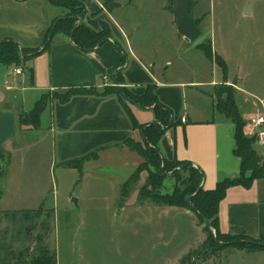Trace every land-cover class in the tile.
Here are the masks:
<instances>
[{"label": "rangeland", "instance_id": "1", "mask_svg": "<svg viewBox=\"0 0 264 264\" xmlns=\"http://www.w3.org/2000/svg\"><path fill=\"white\" fill-rule=\"evenodd\" d=\"M117 1L121 6L114 11L112 26L130 36L132 47L147 64L155 63L159 87L185 86L181 102L193 121L216 118L232 127L226 116L213 111L207 94L216 103L230 90L246 123V135L260 138L262 131L249 121L264 113V0H192L193 18L202 31L197 41L179 35L172 0ZM60 11L56 21L69 13ZM209 47L211 58L203 51ZM222 63L225 73L218 66ZM3 75L0 87L7 76ZM211 82H216L212 89L201 86ZM43 96L51 100L56 95ZM22 100L14 138L0 157V264H45L46 258L58 264H264V251L240 250L233 246L236 241L226 240L224 248L207 242L205 226L189 209L142 199L149 172L135 180L144 159L125 144L81 163L61 164L49 134L48 110L42 113L40 129L26 131L32 127L20 118L36 100L21 96V104ZM138 132L142 138L130 139L145 149L143 132ZM162 167L166 174L162 193L182 190L187 175L179 166L167 171Z\"/></svg>", "mask_w": 264, "mask_h": 264}, {"label": "crops", "instance_id": "2", "mask_svg": "<svg viewBox=\"0 0 264 264\" xmlns=\"http://www.w3.org/2000/svg\"><path fill=\"white\" fill-rule=\"evenodd\" d=\"M76 1L82 2L88 11L84 19L88 27L100 30L102 21L111 26L116 40L123 46L127 62H123L122 54L113 42L97 47L92 52H84L76 48L70 39L56 36L49 52L21 63L23 74L20 76L13 75L15 67L4 72L0 70L1 76L4 73L7 75L4 86L0 87V110L10 111L16 117L24 108V101L20 103L21 96L28 102L38 97L37 102L46 93H64L71 88L82 87L100 90L112 87L114 72H120L122 87L131 89L139 96L145 93L147 85L157 82L159 101L173 111L175 121H181L176 128L168 130L161 141L160 149L164 157L169 161L187 162L200 170L204 174L205 190L214 189L226 179L238 178L241 163L234 155V125H222L216 118L212 121L209 117L193 121L181 102L185 86L181 89L174 88L175 85L158 86L161 81L156 79L155 63L149 60L147 64L132 47L130 36L128 38L122 28L118 30L112 26L114 11L121 6L117 0L113 1L116 4L113 11L104 7L106 0ZM59 10L52 8L45 0H0V44L13 41L24 49H41L51 23L61 18ZM96 13V17L92 18ZM105 76L109 77L108 81L104 80ZM10 78L13 80V89L7 90L6 81ZM215 83L201 86L212 89ZM207 94L211 96L209 99L213 101L214 107L216 103L213 95ZM176 95L179 101L173 98ZM47 110L51 123L49 134L61 164L98 154L106 148H115L130 138H142L138 130H134L131 119L115 95L76 96L65 105L51 100ZM131 110L140 125L155 121L151 110L134 105ZM31 129L27 128L26 131H33ZM255 147L264 158V146ZM226 194L219 207L222 233L264 240V179L256 180L251 189L233 187ZM184 215L189 216V213L185 212Z\"/></svg>", "mask_w": 264, "mask_h": 264}, {"label": "trees", "instance_id": "3", "mask_svg": "<svg viewBox=\"0 0 264 264\" xmlns=\"http://www.w3.org/2000/svg\"><path fill=\"white\" fill-rule=\"evenodd\" d=\"M17 2H25L28 0H16ZM52 8H57L62 11H68L69 13L65 16L64 19L54 20L50 29L46 34L44 45L42 50L40 48L35 50H29L21 48L20 45L16 44L13 41H4L0 44V70L4 68L17 67L20 68L21 63L35 58L39 54L49 52L52 47V41L56 36L62 35L66 36L71 40V34L74 26L79 23L81 17L85 19L88 15L84 4L76 0H45ZM107 10L113 11L116 7V4L113 0H107ZM109 4V6H108ZM110 4H112L110 8ZM98 13L93 14V17H96ZM195 22V20H194ZM195 24H197L195 22ZM198 25V24H197ZM101 29L94 30L91 27H88L83 21L81 24H78L77 29L73 35L72 43L75 44L76 48L84 52H92L97 47L103 46L109 42H113L118 51L122 54L123 62H127V57L124 53L122 44L116 40L113 29L106 22H100ZM199 27V25H198ZM109 41V42H107ZM204 54L208 57H212L211 48H206ZM219 63V62H218ZM221 70L225 73V65L218 64ZM114 81L112 87H106L105 89H95V88H71L64 93H55V97L51 100H57L60 104L65 105L73 97L76 96H94V97H110L116 96L118 101L122 104L126 113L132 121L134 130H140L143 132V140L145 149L140 145L133 143L131 139L124 142L128 148L137 152L144 159V164H141L136 171V181L140 178V175L143 172H149V183L147 187H143L141 191L142 199H150L152 202L158 205H165L172 208H185L189 209L196 214L200 224L204 226V216L210 224V228L205 226L204 232L207 234L206 241L209 239L215 244L218 245V248H224L228 242L236 241V244L233 246L239 248L240 250L244 249L249 252H258L264 251V240L252 239L247 236H237L231 235L229 233H222L219 225V207L220 204L225 200L227 196V191L233 187H244L246 189H251L256 182V180L264 179V158L257 152L256 142L258 137H249L246 135L245 121L239 106H237V101L233 99L232 92L230 90H225L223 93L226 95L224 99L220 96L218 97V102L216 101L215 109L222 116H226L233 125L235 132V151L234 155L237 159L240 160L241 170L240 176L238 178L226 179L224 182L219 183L214 189L205 190L204 188L197 193L198 188L202 185L204 181V174L192 167L190 164L187 167H184L187 162L182 161H169L167 160L163 153H161L160 144L165 136L166 132L170 129L176 128L181 121H175L173 118V111L165 106L162 102L159 101L157 94L158 87L156 84H149L146 86V91L142 96L136 95L131 89L122 87L123 80L120 77V74L114 72L111 77ZM126 96V98L124 97ZM49 97H42L39 101L36 102L35 107L30 112H27L25 116L20 118V121L27 126L32 127V129H40L41 126V116L42 113L48 107V102L51 101ZM132 102V103H130ZM137 106L140 108H153L155 121L154 124H145L140 125L138 120L135 118L131 106ZM172 119H174L172 121ZM97 153L90 154L85 156L82 159L71 160L70 163L76 161V163L84 162V160L90 158L91 156L96 155ZM2 155H0L1 157ZM68 163V162H67ZM166 168V171L175 166L180 167V173L186 174V178L182 182L183 189L174 191L173 195L162 193L163 182L166 178L165 171L163 166ZM82 169L81 166H79ZM164 174V175H163ZM130 186L127 184L125 189H128ZM150 187V190L147 188ZM3 192L0 189V205L2 202ZM192 197V205H189L186 202V198ZM194 208L199 210L198 213ZM213 233H215V239L213 238ZM216 238L218 241H216ZM226 241V242H224ZM223 246V247H222ZM45 264H58V261L51 260L46 258Z\"/></svg>", "mask_w": 264, "mask_h": 264}, {"label": "water", "instance_id": "4", "mask_svg": "<svg viewBox=\"0 0 264 264\" xmlns=\"http://www.w3.org/2000/svg\"><path fill=\"white\" fill-rule=\"evenodd\" d=\"M173 2V24H175L177 31L179 33V35H181L183 38H185L186 40H191V41H197L199 37H201L202 35V31L200 30V28L198 27L197 24H195L194 22V18H193V1L192 0H172ZM251 14L250 12V8L247 10L246 12V16H249ZM84 21V18L81 17L79 20L78 24H81ZM78 24H76L72 31L71 34V40L73 38V35L77 29ZM109 42V41H107ZM8 68H4L1 69L2 72H4L5 70H7ZM124 97L126 98V96L124 95ZM132 103V102H130ZM143 110L147 109V108H141ZM153 108L147 109V110H151ZM174 119H172L173 121ZM157 123V121H154L151 124ZM16 132V122H15V116L12 112L7 111V110H0V155H2L3 153V148L6 145V143L8 141H10L11 139L14 138ZM190 164H186L184 167L189 166ZM192 166V165H191ZM193 167V166H192ZM205 184V179L202 183V185L198 188L197 193L200 192L203 189V186ZM186 202L189 205H192V197H188L186 198ZM198 213L199 210H197L196 208H194ZM201 214V213H200ZM202 215V214H201ZM204 226H206L207 228H210V224L209 221L204 217ZM216 241L217 238H216Z\"/></svg>", "mask_w": 264, "mask_h": 264}, {"label": "built area", "instance_id": "5", "mask_svg": "<svg viewBox=\"0 0 264 264\" xmlns=\"http://www.w3.org/2000/svg\"><path fill=\"white\" fill-rule=\"evenodd\" d=\"M21 74H23V69L20 67V68H15L14 71H13V75H15V77H18L20 76ZM108 76H105L104 77V80L105 81H108ZM12 78L8 79L6 81V89L7 90H12L13 87H12ZM184 122H186L185 120H183ZM250 122V125H252V127L254 129H259L260 131V138L258 139V142H260V145L264 146V113L261 115V116H254L253 118H251V120L249 121ZM249 137H253V134H251V136Z\"/></svg>", "mask_w": 264, "mask_h": 264}]
</instances>
